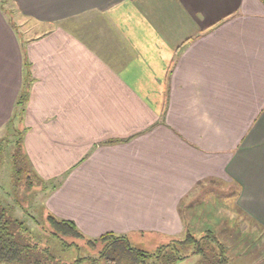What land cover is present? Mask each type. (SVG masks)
Wrapping results in <instances>:
<instances>
[{
  "label": "crops",
  "instance_id": "1",
  "mask_svg": "<svg viewBox=\"0 0 264 264\" xmlns=\"http://www.w3.org/2000/svg\"><path fill=\"white\" fill-rule=\"evenodd\" d=\"M12 2L0 133L22 138L48 214L157 245L217 222L219 185L264 235V0Z\"/></svg>",
  "mask_w": 264,
  "mask_h": 264
},
{
  "label": "trees",
  "instance_id": "2",
  "mask_svg": "<svg viewBox=\"0 0 264 264\" xmlns=\"http://www.w3.org/2000/svg\"><path fill=\"white\" fill-rule=\"evenodd\" d=\"M7 2L8 0H0V8L3 11L7 9ZM25 64L26 81L18 98L19 106L25 104L32 82L27 61ZM1 141L9 142L7 139ZM14 144L16 186L21 188L23 185L24 192L31 191L36 185L46 186L24 153L22 138H18ZM11 211V208L4 205L0 199V264H176L188 258L197 259L195 264H229L225 245L211 230H207L206 234L199 238L189 231L184 239H174L167 244L159 245L151 252L133 247L128 237L117 236L112 232L95 239H87L74 222L48 214L50 234L62 241L64 249L74 245L73 242L68 243L65 240L71 238L85 241L89 248L97 251L95 256L65 262L56 257L50 247H44L33 240L25 222L13 217ZM75 246L78 247L76 243Z\"/></svg>",
  "mask_w": 264,
  "mask_h": 264
},
{
  "label": "rangeland",
  "instance_id": "3",
  "mask_svg": "<svg viewBox=\"0 0 264 264\" xmlns=\"http://www.w3.org/2000/svg\"><path fill=\"white\" fill-rule=\"evenodd\" d=\"M6 8V11L3 12L9 21L21 24V18L19 14L15 13L17 10L12 0H8ZM11 11L13 14L10 13ZM12 133L5 135V130L0 133V149H2L0 150V199L4 205L11 208L13 217L25 222L28 233L33 240L44 247H50L59 259L65 262H73L79 258L95 256L97 251L89 248L85 241L67 238L65 240L68 243L73 242L74 245L64 249L62 241L50 234L47 222L48 210L45 206V196L50 191L49 185H36L28 192L23 191V185L21 188L16 186L13 152L16 148L14 143L19 136L14 132ZM5 139L9 142L1 141ZM233 188L231 190L228 187L224 189V186L218 185L215 193L220 198L212 193L207 195L206 199L215 205L217 210H220L219 219L217 222H214L212 218L204 219L203 222L194 224L190 233L199 238L204 236L207 230H211L213 235L225 245L229 264H264V235L259 236L258 227L248 222L247 218H241L242 214L234 208V198L229 199L230 193H235ZM206 209L211 212L214 210L211 205H208ZM201 210L204 211V208ZM230 215L233 219H229ZM186 235L187 233L182 234L179 238L162 240L157 245V241L150 239H131L130 241L133 247L152 252L159 245L167 244L174 239H184ZM84 236L87 239H95L91 238L90 234H84ZM75 243L78 247L75 246ZM193 259L188 258L178 261L176 264H195L197 259Z\"/></svg>",
  "mask_w": 264,
  "mask_h": 264
}]
</instances>
